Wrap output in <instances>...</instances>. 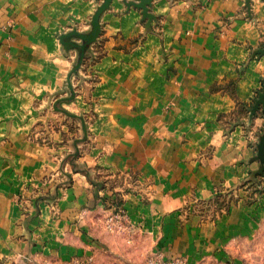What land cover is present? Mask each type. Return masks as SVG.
Wrapping results in <instances>:
<instances>
[{"label":"crops","instance_id":"0c3cea01","mask_svg":"<svg viewBox=\"0 0 264 264\" xmlns=\"http://www.w3.org/2000/svg\"><path fill=\"white\" fill-rule=\"evenodd\" d=\"M102 2L0 0V264L226 257L264 221V0H109L69 76Z\"/></svg>","mask_w":264,"mask_h":264},{"label":"rangeland","instance_id":"374dc122","mask_svg":"<svg viewBox=\"0 0 264 264\" xmlns=\"http://www.w3.org/2000/svg\"><path fill=\"white\" fill-rule=\"evenodd\" d=\"M87 57H89V54L87 55ZM83 62L84 58H82L79 67L76 68V72L74 74L76 78H81L79 71ZM60 107V102L53 103V108L59 109ZM252 113H259L260 115H263L262 117H264V104L262 105L260 110L253 111ZM250 119H254V116L250 117ZM82 124L84 125L85 123L83 122ZM117 212L121 211L117 210L116 212L111 213L110 215H114ZM122 215L124 214L122 213ZM117 223H115L116 225L114 224V228L112 229H121L122 224ZM227 243L228 244H225L222 247L223 250H225L227 253L225 255L226 257L216 255V259L210 261L205 259L206 256H202L198 259L194 257V263H192L184 255H173L168 253L165 254L156 245L152 246L148 250H144L142 253L136 254L133 258L129 257L126 261H124V263L118 262L117 264H264V221L262 222V225L257 230V232L251 238L242 240L237 239L235 241H231V243Z\"/></svg>","mask_w":264,"mask_h":264},{"label":"water","instance_id":"95a60500","mask_svg":"<svg viewBox=\"0 0 264 264\" xmlns=\"http://www.w3.org/2000/svg\"><path fill=\"white\" fill-rule=\"evenodd\" d=\"M109 4V0H103L102 4L100 6L97 7V10L94 12L93 15V21H92V29L89 32V35H83L81 40L82 42L79 45V53L77 56V60L74 64V68L71 70V72L69 73V76L72 74H75L76 72V68L79 67L80 62L82 60V58L86 55L87 49L89 44L94 41L96 39V34L98 33V31H100V24L98 22V18L100 13L108 7ZM70 33H77L75 30L72 32H69L67 34H64L61 36V41H66V39L70 36ZM77 45V47H78ZM257 155L260 158V160L262 161V163L264 164V131L261 134L260 138H259V143L257 144Z\"/></svg>","mask_w":264,"mask_h":264},{"label":"built area","instance_id":"2783aa9c","mask_svg":"<svg viewBox=\"0 0 264 264\" xmlns=\"http://www.w3.org/2000/svg\"><path fill=\"white\" fill-rule=\"evenodd\" d=\"M122 213L121 212H117L114 215H110L107 217V222H106V227L108 229H112L114 228V224L117 222H120L122 220ZM76 264H92V260L91 258H89L86 261H78L76 262Z\"/></svg>","mask_w":264,"mask_h":264}]
</instances>
